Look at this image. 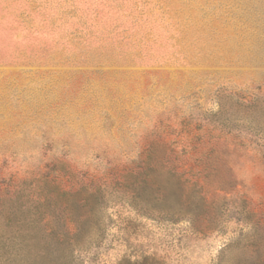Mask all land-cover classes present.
Masks as SVG:
<instances>
[{
	"label": "rangeland",
	"instance_id": "1",
	"mask_svg": "<svg viewBox=\"0 0 264 264\" xmlns=\"http://www.w3.org/2000/svg\"><path fill=\"white\" fill-rule=\"evenodd\" d=\"M0 264H264V0H0Z\"/></svg>",
	"mask_w": 264,
	"mask_h": 264
},
{
	"label": "trees",
	"instance_id": "2",
	"mask_svg": "<svg viewBox=\"0 0 264 264\" xmlns=\"http://www.w3.org/2000/svg\"><path fill=\"white\" fill-rule=\"evenodd\" d=\"M212 159H214L213 161L217 164V166L223 165V168H218L220 170L222 169L223 177H217L218 170L215 171V174H212L211 172L207 171V167H204L200 173V177L202 178V182L204 183V185L200 187L197 182L193 184L194 189H197V187L199 188L194 193L193 198L190 197L189 199V206L191 211L185 213L186 215L190 216L189 220L191 223H194L196 225L199 223H204V226L202 227L206 226L207 228L209 227V229H214L212 228L213 226L211 227L213 217L215 215L214 203H217V201L220 199L226 201L227 195H233L235 193L233 173L231 169L221 160L222 158L221 156H219V154H216L215 156L201 155V157L197 158L195 162L196 164L202 166L207 163V161H211ZM173 163L176 166L175 168H177L178 161H176V159H173ZM141 171L142 181H140V183L143 185V190L153 191V189L155 190L159 187V184L154 176L155 173L158 172V169L156 168V166L152 165L151 158L147 159L145 168ZM169 172V179L166 183H169L176 188L181 189L184 184L181 175H179V173L175 169H170ZM63 237H65V245L68 246L72 239L70 232H64Z\"/></svg>",
	"mask_w": 264,
	"mask_h": 264
}]
</instances>
